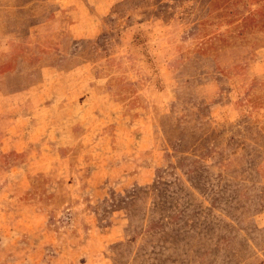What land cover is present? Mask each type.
<instances>
[{"label":"rangeland","instance_id":"374dc122","mask_svg":"<svg viewBox=\"0 0 264 264\" xmlns=\"http://www.w3.org/2000/svg\"><path fill=\"white\" fill-rule=\"evenodd\" d=\"M0 264H264V0H0Z\"/></svg>","mask_w":264,"mask_h":264}]
</instances>
